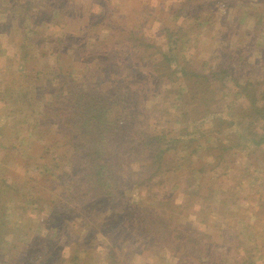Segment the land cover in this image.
I'll list each match as a JSON object with an SVG mask.
<instances>
[{
    "label": "rangeland",
    "instance_id": "rangeland-1",
    "mask_svg": "<svg viewBox=\"0 0 264 264\" xmlns=\"http://www.w3.org/2000/svg\"><path fill=\"white\" fill-rule=\"evenodd\" d=\"M180 1L0 0V226L3 222L20 224L15 232L10 230L11 235L6 240L0 233V257L5 253L7 264H179L165 261L163 254L157 258L146 254L138 239L133 245L136 250L128 261L126 255L132 252L119 243L111 247L116 260L109 254L105 257L107 251L102 248L106 242L99 228L101 210H93L90 217L77 211L70 181L60 177L61 171L66 169L70 148L57 139L55 125L47 129L40 126L35 114L43 99L41 87L49 79L56 81L57 73L70 74L84 84L95 83L103 92L130 85L140 90V96L155 95L146 97L143 102L145 106L160 103L163 113L156 116L155 109H151L148 125L153 131L164 132L166 140L177 136L176 128L185 129L187 134L195 132L192 125L197 121L193 114L183 118L180 109L168 107V98L176 96L175 91L168 96L169 91L180 85L189 87L196 79V72L207 73L223 63L225 58L233 56L231 51L235 47L247 45L246 39L253 45L250 61L263 59L264 2L192 0L195 8H189ZM27 10L38 14H29ZM24 15L25 18L32 16L29 23L33 27L26 38L21 37L17 28ZM258 17H261L262 32L255 42L254 37L248 38L247 30ZM174 29L178 32H173ZM128 30H135L138 37L142 35L150 40L153 44L151 54L143 52L141 46L132 50ZM48 36L51 38L43 41ZM28 38L31 40H25ZM163 54L172 59L166 66L170 71L177 62L186 64V68H176L177 77L172 72L171 79L163 77L156 84L145 77V71L154 70V64L167 60ZM255 68L264 72L263 64H256ZM215 81L211 85L215 86ZM221 81L227 85L216 86V96L221 115L227 117L231 102L236 106L242 102L246 106L247 102L239 96L236 98L237 86L228 76ZM186 92L187 89L181 91ZM183 104L189 108L197 106L189 99ZM209 113L208 110L206 114L210 116ZM27 125L32 126L30 136ZM162 147L165 163H161V167L166 173L154 178V187L163 192L168 190L173 202L161 204V207L169 208L174 202L180 204L175 208L185 210L184 214L176 215V221L197 226L200 233L196 235L208 234L212 243H220L226 236L231 246L218 248L223 264H264V260L258 258L264 254V207L261 205L264 200V144L245 150L233 144L228 155L221 158L224 162L205 169L197 166L199 169L194 171L191 182L183 175L189 173L187 163L191 160L196 163L195 156L189 159L188 151L165 144ZM204 153L203 159L211 161L210 154ZM180 162L183 165L173 170ZM133 187L130 192L126 190L129 202L134 204L133 213L138 208L150 207L148 190L137 183ZM201 187L210 201L209 207L195 193L191 202H186L189 192ZM201 209L204 212H200ZM217 211L228 216L229 228L223 227L225 221ZM39 224L43 230H38ZM231 229L235 235L229 237ZM44 231L52 234L46 240V248L38 240ZM91 238L96 241L92 246L89 244ZM156 245H160V240ZM231 254L238 263H231L228 259ZM241 259L245 263H239ZM248 259L253 263L246 262ZM3 263L0 260V264Z\"/></svg>",
    "mask_w": 264,
    "mask_h": 264
},
{
    "label": "trees",
    "instance_id": "trees-1",
    "mask_svg": "<svg viewBox=\"0 0 264 264\" xmlns=\"http://www.w3.org/2000/svg\"><path fill=\"white\" fill-rule=\"evenodd\" d=\"M180 2L185 3L189 8H195L192 0ZM28 13L38 14L33 13L32 10ZM25 17L26 15L17 27L22 38H26L29 32H33V27L29 23L32 16ZM242 18L241 16L240 20ZM253 22L252 28L247 30V35L250 40L251 36L254 37L256 42L262 32L261 17ZM165 28L170 31L168 27ZM173 32H178V29H174ZM127 33L132 50L136 51L141 46L143 52L145 50L147 54H151L153 44L150 40L142 35L138 37L135 30H128ZM48 38L51 36L44 38L43 41ZM245 42L246 46L237 45L238 47L231 51L233 56H228L223 63L210 68L207 73L196 72V79L189 87L184 88L179 84L178 89L175 87L169 91L168 96L173 91L176 96L168 98L170 102L168 107L173 110L180 109L183 118L188 117L190 113L193 114L198 126L192 125L196 131L189 134L185 129L176 128L177 136L168 137L167 140L164 132L153 131L148 125V113L151 109H155L156 116H159L163 113V108L159 107L160 103L145 106L143 100L155 95L145 93L140 96L138 94L140 90L136 87L134 89L130 85L125 88L113 87L103 92L95 83L84 84L73 75L59 73H57L56 81L49 79L43 85L44 87H41L43 99L40 101V108L36 109V122L46 129L48 126L55 125L57 139L70 148L66 169L61 171L60 177L70 181L71 194L77 211L81 215L90 217L93 210H101L99 228L106 242L102 248V251H107L106 258L112 255L116 260L115 252L111 253V247L119 243L121 247L125 245L126 250L132 252L126 255L125 260L128 261L136 250L133 245L138 239L142 243L143 252L146 251V254L154 255L155 258L163 254L165 261L172 260V263L179 264H223L224 259L218 248L229 249L231 245L228 244V238L225 236L220 243H212L208 234L196 235L200 233L197 226L187 223L179 224L176 221V215L184 214L185 209L175 208L180 205L175 202L171 206L168 205L169 208L161 207V204L165 206L168 202H173V195L169 194L168 190L163 192L162 189L155 188L154 178L157 176L161 178V175L166 173V170L161 167V163H165L162 147L164 144L169 148L188 151L189 159L195 156L193 159L196 163H192V160L187 163L190 166L189 173L183 175L187 182L193 180L196 169L215 167L223 160L221 158L224 155H228L233 144L237 143L239 149L244 150L264 144V72L261 73L255 68L256 64L264 65V58H257L255 62L250 61L249 56L253 45L248 39ZM85 47L82 46L83 49ZM163 57L167 60L154 64V70L145 71V77H150L153 82L156 81V84L163 77L166 80L171 79V76L175 75L176 68L181 70L186 68V64L177 62L174 69L170 71V68L166 66L172 59L166 58V54H163ZM257 60L260 61L256 62ZM237 75L239 78L235 77ZM226 76L237 86L236 98L239 96V99L247 102V105L243 106L242 102L236 106V103L231 102L230 110L227 111L228 116L223 117L216 92L218 87L223 88L227 85L221 81ZM189 79L187 76V81ZM212 81H215V86L211 85ZM216 82L219 84L216 85ZM183 89H187V92L181 93ZM188 99L197 103L196 109L183 104V101L186 102ZM208 110L210 116L206 114ZM53 120L56 122L53 123ZM175 121L180 122L179 119ZM28 125L27 135L30 136L32 126ZM219 134L222 136L220 137ZM201 139L203 143L197 144ZM198 149L203 151L199 152ZM205 151L212 157L211 161L206 162L203 159ZM180 165L182 166L183 162L176 163L173 170ZM136 183L148 190L151 195V198H148L151 206L138 208L133 213L134 204L129 202L130 196L126 190L130 192ZM202 190L203 187L190 191V197L186 202H191V196L195 193L197 197L206 201V206H211L206 193ZM261 205L264 207V200L261 201ZM204 209L200 212H204ZM217 212L219 215L222 213ZM225 215L223 212L221 216V219L225 221L223 227L229 228L228 216L225 217ZM9 224L3 222L0 226L3 240H6L20 225L17 222L14 225ZM39 225L38 230H43L42 224ZM232 235L235 233L231 229L227 236ZM49 236L52 237V234L44 231L38 238L40 245L46 248L48 245L46 240ZM157 240H160V245H156ZM95 242L91 238L89 244ZM236 246H239L238 242ZM232 255L228 259L231 263H238ZM258 258L264 260V254L261 253ZM0 260L5 262L3 264H7V255L2 252ZM246 262L253 263L250 259ZM239 263H245V260L241 259Z\"/></svg>",
    "mask_w": 264,
    "mask_h": 264
}]
</instances>
